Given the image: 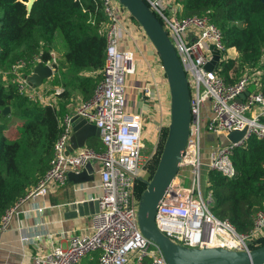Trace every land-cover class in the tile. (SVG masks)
<instances>
[{
    "label": "built area",
    "instance_id": "2783aa9c",
    "mask_svg": "<svg viewBox=\"0 0 264 264\" xmlns=\"http://www.w3.org/2000/svg\"><path fill=\"white\" fill-rule=\"evenodd\" d=\"M108 16L106 60L102 79L88 100H81L63 120V132L54 147L50 168L19 202L6 211L0 225L5 231L26 201L44 197L54 188L66 186L69 172H81L88 162L95 165V176L100 179L103 193L89 199L99 200V211L92 215L90 232L73 235L63 245L51 234V247L46 253L34 256L32 264H80L94 253L99 254V264H142L150 258L151 264H168L162 252L141 232L137 210L139 197L136 183L145 177L159 151L160 141L150 153H146L143 141L144 112L127 109V77L135 72L137 50L124 47L128 28L124 20L133 19L118 0H102ZM163 24L186 72L191 93V132L180 172L192 173L191 187L184 185L179 172L161 199L156 221L158 227L175 242L188 247L216 246L230 249H249L252 243L264 238V212H258L253 229L239 233L228 220L219 219L211 210V193L202 196L201 167L218 171L228 177L235 175L232 155L236 148L244 147L250 137H264V94L260 81L262 72L248 71L235 83H226L216 69L209 70L212 60L211 45L220 53V62L228 57L222 42L220 29L208 15L181 16L182 6L176 0H145ZM139 25V24H138ZM50 60L41 55L30 60H18L12 66L17 75L19 91L30 98L51 105L62 88L55 87L56 53L51 51ZM42 62L52 68V75L40 86L29 83L28 76ZM156 64L162 67L160 58ZM255 85L253 90L249 87ZM249 90L245 98L241 96ZM145 101L160 102L158 83L153 79L142 89ZM208 104V113L203 109ZM79 115L95 124L100 130L102 150L84 145L67 153L73 134L71 119ZM170 116V110H169ZM169 123V121H168ZM168 123L161 126L163 132ZM246 129L242 139L221 146L218 135L233 129ZM215 136V146L206 155L201 152L202 131ZM85 183L76 184L80 189ZM199 192V198L195 197ZM44 205L33 204L27 212L42 211ZM40 235L26 237L36 243Z\"/></svg>",
    "mask_w": 264,
    "mask_h": 264
},
{
    "label": "trees",
    "instance_id": "16d2710c",
    "mask_svg": "<svg viewBox=\"0 0 264 264\" xmlns=\"http://www.w3.org/2000/svg\"><path fill=\"white\" fill-rule=\"evenodd\" d=\"M28 1L0 0V110L11 107L8 114L0 111V225L6 211L50 168L65 116L71 112L77 94L81 100L91 98L106 60L109 19L102 0H35L30 12ZM176 2L182 6L181 16L208 15L220 29L224 47L237 51V56L222 60L216 69L225 82L235 83L248 71H261L264 94V0ZM51 51L56 53L52 84L62 91L46 105L19 91L17 75L11 69L20 59L41 55L48 61ZM166 135L164 128L146 177L156 169ZM210 137L215 140V136ZM88 145L103 149L95 138ZM232 162L236 170L232 177L208 171L211 210L239 233H249L257 213L264 212V137H250L246 146L235 149ZM146 186L144 181H137L139 198ZM263 244L261 238L252 247ZM80 264H99V254L86 256ZM142 264H151L150 258Z\"/></svg>",
    "mask_w": 264,
    "mask_h": 264
},
{
    "label": "water",
    "instance_id": "95a60500",
    "mask_svg": "<svg viewBox=\"0 0 264 264\" xmlns=\"http://www.w3.org/2000/svg\"><path fill=\"white\" fill-rule=\"evenodd\" d=\"M34 1L27 2L28 12L31 11ZM118 1L140 25L157 52L166 75L170 94L167 135L158 164L150 180L143 176L139 177V180L147 184L139 198L137 210L138 224L142 234L162 252L168 264H264V244L243 250L216 246L188 247L175 242L158 227L156 214L159 203L181 170L191 132V93L186 72L177 51L163 24L145 0ZM210 48L213 56L207 68L215 70L220 64L221 53L213 45ZM51 75L52 68L39 62L34 67L33 73L28 76V80L32 86L37 87ZM248 93L249 90L241 97L245 98ZM0 111L3 114H8L11 107L6 106ZM71 122L73 134L67 153L83 147L90 138L100 135L99 128L82 116L74 115ZM246 129H233L219 133L220 145L227 146L240 141ZM68 178L75 184L94 181L96 178L94 163L88 162L79 173L69 172ZM98 211L99 200L87 199L70 203L64 215L66 218H76L92 216Z\"/></svg>",
    "mask_w": 264,
    "mask_h": 264
},
{
    "label": "crops",
    "instance_id": "0c3cea01",
    "mask_svg": "<svg viewBox=\"0 0 264 264\" xmlns=\"http://www.w3.org/2000/svg\"><path fill=\"white\" fill-rule=\"evenodd\" d=\"M128 32L125 33L124 47L137 50L135 72L127 77L126 100L130 112H144L145 137L153 143L161 139V131L169 121L170 94L163 67L156 64L158 54L153 45L143 32L140 25L133 19L124 20ZM232 57L237 56L233 48L228 50ZM5 78V76L3 77ZM155 79L159 87L160 102L145 101L142 96L143 87ZM81 101V95L75 97L71 111ZM208 113V104L203 109ZM98 139L92 137L91 139ZM83 189L79 185L68 181L66 186L52 189L49 194L36 200L23 202L17 209L9 227L0 233V264H32L33 258L38 253L50 250L51 243L48 234L63 245L68 243V238L73 235L90 232L92 216L66 218L65 211L74 201L87 200L91 196H100L103 190L100 179L96 176L94 181L86 182ZM33 204L44 205V210L27 212ZM40 235L36 243L25 241L26 237L33 238Z\"/></svg>",
    "mask_w": 264,
    "mask_h": 264
},
{
    "label": "rangeland",
    "instance_id": "374dc122",
    "mask_svg": "<svg viewBox=\"0 0 264 264\" xmlns=\"http://www.w3.org/2000/svg\"><path fill=\"white\" fill-rule=\"evenodd\" d=\"M58 41H60V43L63 45V42H62V39L61 37H59ZM55 52V51H54ZM227 55L228 57L229 56H232L231 52H229L227 50ZM12 123L14 124L13 121L15 120H11ZM202 140H201V152H202V155L204 157L203 161L206 160V155L209 153V151L215 146L216 142L210 137L209 133H205L204 130L202 131ZM144 143H145V146L146 148L144 149V151L146 153H150V151L153 150L155 144L153 142H151L150 140H148L145 135H144V139H143ZM89 141L87 142V145H88ZM208 171H209V168L203 164L202 167H201V184H200V189H201V193H202V196L206 199L208 196H209V187H208V181H207V178H208ZM189 171H186V172H180L181 173V176L184 177V185L186 187H191L192 184H193V177H192V173L188 174ZM149 174V173H148ZM147 176V175H146ZM147 179H151L152 175L149 177H146ZM195 197L196 198H199V192L197 191L196 194H195Z\"/></svg>",
    "mask_w": 264,
    "mask_h": 264
}]
</instances>
